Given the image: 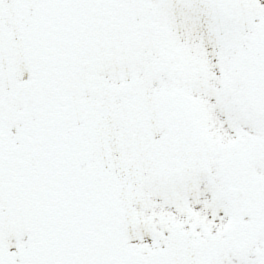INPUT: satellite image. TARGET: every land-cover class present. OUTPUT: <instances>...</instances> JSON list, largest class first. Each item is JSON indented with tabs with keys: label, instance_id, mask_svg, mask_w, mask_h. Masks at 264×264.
<instances>
[{
	"label": "snow or ice",
	"instance_id": "1",
	"mask_svg": "<svg viewBox=\"0 0 264 264\" xmlns=\"http://www.w3.org/2000/svg\"><path fill=\"white\" fill-rule=\"evenodd\" d=\"M0 264H264V0H0Z\"/></svg>",
	"mask_w": 264,
	"mask_h": 264
}]
</instances>
